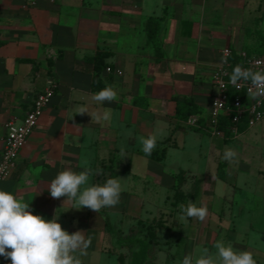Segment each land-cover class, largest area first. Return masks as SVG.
<instances>
[{
  "label": "crops",
  "instance_id": "1",
  "mask_svg": "<svg viewBox=\"0 0 264 264\" xmlns=\"http://www.w3.org/2000/svg\"><path fill=\"white\" fill-rule=\"evenodd\" d=\"M249 27L264 33V0H0V158L7 123L23 118L49 86L55 91L0 190L47 220L57 213L69 234L91 237L84 264H121L119 255L127 253L106 220L125 233L139 220L153 222L158 264L163 243L174 236L173 262L206 248L196 243V219L179 220L180 206L203 189L204 164L217 155L224 162V149L234 143L212 130L213 72L225 47L246 50L236 36ZM108 85L118 101L94 102L92 95ZM179 100L188 116H177ZM81 106L111 109V120L92 121L78 114ZM257 132L264 121L232 136ZM153 133L157 144L146 156L139 141ZM235 144L237 162L224 163L242 175L251 143ZM86 167L103 173L89 184L122 178L118 205L96 213L51 197L48 184L60 171ZM218 168L217 187L228 175L219 178ZM0 264L11 261L0 256Z\"/></svg>",
  "mask_w": 264,
  "mask_h": 264
},
{
  "label": "clouds",
  "instance_id": "2",
  "mask_svg": "<svg viewBox=\"0 0 264 264\" xmlns=\"http://www.w3.org/2000/svg\"><path fill=\"white\" fill-rule=\"evenodd\" d=\"M243 82H250L247 88L249 99L260 102L264 97V69L253 70L240 65L234 67L230 83L237 89ZM118 93L113 86L108 85L92 95L97 104L118 101ZM219 102V101H217ZM89 114L92 121L111 120V109L103 112H90L88 107L81 106L78 114ZM143 153L151 155L157 144L156 134L140 138ZM123 155V150L121 151ZM238 153L235 149L226 147L223 159L229 164L237 162ZM134 163V162H133ZM102 170L95 173L91 168L80 172L72 169L60 171L48 184V191L54 199L66 197L65 202H74V209L87 208L99 213L104 208H113L119 204L122 184L120 177L108 178L103 184H89L92 175H102ZM213 179L215 177L213 176ZM179 220L187 222L188 218L204 221L208 216L206 205L197 206L189 202L181 205ZM59 216L47 220L42 215L33 214L30 204L22 202L11 192L0 190V256L10 260L11 264H84L83 257L88 255L91 237H86L84 231L69 234L63 229ZM213 254L204 248L200 255H186L182 264H257L250 251H238L231 244L216 241Z\"/></svg>",
  "mask_w": 264,
  "mask_h": 264
},
{
  "label": "rangeland",
  "instance_id": "3",
  "mask_svg": "<svg viewBox=\"0 0 264 264\" xmlns=\"http://www.w3.org/2000/svg\"><path fill=\"white\" fill-rule=\"evenodd\" d=\"M236 38L243 49L264 55L262 30L249 27L244 36ZM228 140L234 141L229 145L233 149H236V140L247 141L253 146L252 141H255L256 144L253 148L251 145L244 148L246 169H243L242 175H233L219 155L204 164L203 189L193 203L197 206L206 205L208 216L204 221H195L196 243L205 245L214 254V243L223 241L226 245L231 244L235 250L252 252L257 264H264V132H257L256 136L251 133L242 137L236 135ZM219 166L228 175L225 184L221 183L217 187L213 176ZM175 238L176 236L169 243H163V250L166 252L158 256L159 264H172L173 261L168 258V250L175 243ZM176 249L182 251L181 245H176ZM203 249L204 247L197 249L194 255H200ZM173 263L182 264V260Z\"/></svg>",
  "mask_w": 264,
  "mask_h": 264
},
{
  "label": "built area",
  "instance_id": "4",
  "mask_svg": "<svg viewBox=\"0 0 264 264\" xmlns=\"http://www.w3.org/2000/svg\"><path fill=\"white\" fill-rule=\"evenodd\" d=\"M238 54L241 58L238 65L241 67L253 70L264 69V55L250 53L247 50L238 51ZM232 55L233 49L230 46L225 47L222 59L213 72V82L217 92L212 99L211 122L212 130L216 134H223L222 131L216 130V127L224 116L229 118L230 128L234 134H238L242 126L253 127L264 121V97H260V102L249 99L247 88L250 82L241 81L242 87L239 89L230 83V76L235 67L231 59ZM107 70L112 69L108 67ZM54 92V88L49 86L35 98L31 109L23 118L12 119L7 123V134L0 158V181L6 179L15 168L20 151L38 125L45 109L51 104Z\"/></svg>",
  "mask_w": 264,
  "mask_h": 264
},
{
  "label": "trees",
  "instance_id": "5",
  "mask_svg": "<svg viewBox=\"0 0 264 264\" xmlns=\"http://www.w3.org/2000/svg\"><path fill=\"white\" fill-rule=\"evenodd\" d=\"M231 59L234 62V66L240 64L241 58L237 50H233ZM182 103L183 100H179V107L177 110L178 117L188 116V114L191 113V111H184L186 106ZM211 126H213L212 122ZM243 127L244 126L241 128ZM216 130L222 131L226 140L233 135V131L230 128V120L226 116L222 118ZM114 174H116V172H113L111 176H115ZM217 176L221 179L225 178L220 167L218 168ZM106 230L114 237L116 246L119 249L124 248L127 251V253H121L119 255L121 264L124 263L126 256L129 258L128 264H158L155 260L154 252L160 248V242L157 239L156 227L153 222L139 220L135 227H131L129 231L125 233L121 229H116L106 220ZM169 240L171 241V238Z\"/></svg>",
  "mask_w": 264,
  "mask_h": 264
}]
</instances>
